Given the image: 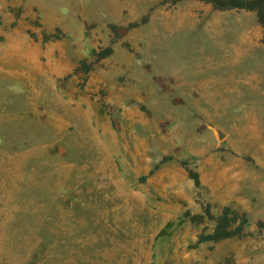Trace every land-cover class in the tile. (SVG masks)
<instances>
[{
	"label": "rangeland",
	"instance_id": "1",
	"mask_svg": "<svg viewBox=\"0 0 264 264\" xmlns=\"http://www.w3.org/2000/svg\"><path fill=\"white\" fill-rule=\"evenodd\" d=\"M162 1L0 0V264H219L229 255L264 264L262 28L239 10ZM148 14L113 42L108 24ZM234 25L249 26V42ZM57 28L67 36L44 43ZM109 45L115 53L84 82L80 61ZM103 104L117 108L119 130ZM165 156L174 160L141 182ZM187 159L200 190L180 165ZM199 191L215 214L247 213L255 236L190 249L214 224L188 220L162 235L185 210L201 212Z\"/></svg>",
	"mask_w": 264,
	"mask_h": 264
},
{
	"label": "trees",
	"instance_id": "2",
	"mask_svg": "<svg viewBox=\"0 0 264 264\" xmlns=\"http://www.w3.org/2000/svg\"><path fill=\"white\" fill-rule=\"evenodd\" d=\"M185 0H163L159 3L158 6H168L172 7ZM206 4L212 5L214 10L218 11H228V10H244L249 12H254L257 17L258 23L263 27L264 30V0H197ZM154 10V7L151 9V12ZM12 12L15 13V16L18 18L21 9H12ZM150 21V15H146L140 21H135L127 26H121L117 24L110 23L108 28L113 35V42H117L120 39L124 38L130 31L133 29L139 28L143 25H146ZM17 22L15 21L12 26H16ZM36 26H41L39 21L34 22ZM95 25L87 26L86 35H89V31L94 28ZM33 39H37V36L29 32ZM60 28H57L53 33H43L42 41L44 43L51 41H59L66 37ZM264 43V34L262 38ZM124 45L131 50L129 43H124ZM115 53L113 45H109L104 48H96L91 50L92 61L88 59H83L80 61L78 71L82 73V78L84 82H87L89 75L96 69V65L101 60L111 57ZM138 57V56H137ZM145 69L148 73L151 72V66L149 64L145 65ZM153 80L161 88L163 92L172 91V80L167 79L166 77L155 75ZM134 103V102H132ZM174 104H182L181 99L173 100ZM141 111L145 112L147 116H151V112L147 109L146 105L143 103L138 104ZM117 108L110 104H103L99 113L101 115L107 114L110 119L112 126L115 130L120 129L119 119L117 117ZM163 127H166L167 124H163ZM165 129H163L164 131ZM174 160L173 156H165L163 159L156 164L153 169L149 171L147 175L141 177L140 181L145 182L150 176L154 175L155 172L160 168V166L166 162ZM180 165L186 170L188 177L194 182L195 187L200 190L201 179L199 172L192 167V159L182 160ZM199 197V203L201 205L200 213H192L191 210L187 209L183 213V217L180 221L170 222L162 230L161 234L168 236L172 233L175 226H180L184 223L185 220H188L194 225L200 226L206 222H211L214 224L211 232H206L203 230L198 236L196 241L189 246L190 249H197L200 245L206 243L218 244L220 242L231 240V239H245L247 237H254L255 233L248 230L250 226V220L245 212H240L233 209L230 206L223 207L222 211L219 214L213 212V207L210 203L203 201L202 194L199 191L197 193ZM257 233L261 235L264 232V220H260L256 223ZM219 264H235V260L232 255L227 256L222 263Z\"/></svg>",
	"mask_w": 264,
	"mask_h": 264
},
{
	"label": "crops",
	"instance_id": "3",
	"mask_svg": "<svg viewBox=\"0 0 264 264\" xmlns=\"http://www.w3.org/2000/svg\"><path fill=\"white\" fill-rule=\"evenodd\" d=\"M236 11L237 10H228V11H218V12H219V15L220 16H228V15L229 16H235L237 14ZM239 11L243 15L245 14L246 16H253L254 18H256V21H257L256 14L254 12H249V11H244V10H239ZM257 23H258V21H257ZM219 28H220L219 31H223L225 28H227V26H223V27H219ZM261 28H262V31H263V34H264L263 27L261 26ZM231 31H232L231 33H240L241 34V36L239 38H237L238 42H244V41L249 42V37H248L249 31H250L249 26H246V25H236L234 28H231ZM250 140H252V139H250ZM250 140L248 141V143H251ZM255 140L252 143H254ZM263 164H264V161H263Z\"/></svg>",
	"mask_w": 264,
	"mask_h": 264
},
{
	"label": "water",
	"instance_id": "4",
	"mask_svg": "<svg viewBox=\"0 0 264 264\" xmlns=\"http://www.w3.org/2000/svg\"><path fill=\"white\" fill-rule=\"evenodd\" d=\"M217 136L219 140H222L225 137V133L222 130L217 129Z\"/></svg>",
	"mask_w": 264,
	"mask_h": 264
}]
</instances>
